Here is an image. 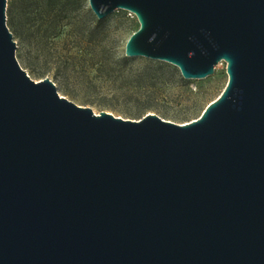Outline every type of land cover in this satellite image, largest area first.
<instances>
[{"label": "water", "instance_id": "95a60500", "mask_svg": "<svg viewBox=\"0 0 264 264\" xmlns=\"http://www.w3.org/2000/svg\"><path fill=\"white\" fill-rule=\"evenodd\" d=\"M125 57L227 84L178 125L95 114L21 69L0 0V264H264V0H88Z\"/></svg>", "mask_w": 264, "mask_h": 264}, {"label": "rangeland", "instance_id": "374dc122", "mask_svg": "<svg viewBox=\"0 0 264 264\" xmlns=\"http://www.w3.org/2000/svg\"><path fill=\"white\" fill-rule=\"evenodd\" d=\"M5 18L21 69L35 82L51 80L60 96L95 114L132 121L155 114L183 125L198 119L227 84L224 62L206 78L186 80L166 62L125 57L139 28L125 10L99 20L88 0H6Z\"/></svg>", "mask_w": 264, "mask_h": 264}, {"label": "trees", "instance_id": "16d2710c", "mask_svg": "<svg viewBox=\"0 0 264 264\" xmlns=\"http://www.w3.org/2000/svg\"><path fill=\"white\" fill-rule=\"evenodd\" d=\"M121 61L124 62V63H128V62H129V60L126 59V58L122 59ZM140 77L142 78V76H140ZM142 79H143V78H142ZM143 80H144V79H143Z\"/></svg>", "mask_w": 264, "mask_h": 264}]
</instances>
